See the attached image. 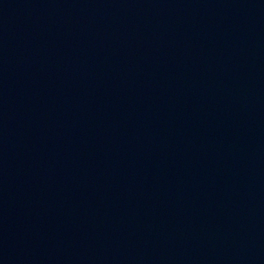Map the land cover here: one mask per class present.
I'll return each instance as SVG.
<instances>
[{
    "label": "water",
    "instance_id": "1",
    "mask_svg": "<svg viewBox=\"0 0 264 264\" xmlns=\"http://www.w3.org/2000/svg\"><path fill=\"white\" fill-rule=\"evenodd\" d=\"M0 264H264V0H0Z\"/></svg>",
    "mask_w": 264,
    "mask_h": 264
}]
</instances>
